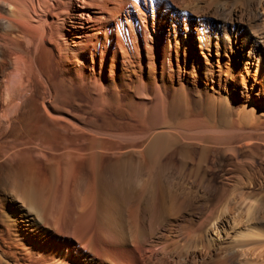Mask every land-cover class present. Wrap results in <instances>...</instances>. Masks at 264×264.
Returning a JSON list of instances; mask_svg holds the SVG:
<instances>
[{"label":"bare ground","instance_id":"1","mask_svg":"<svg viewBox=\"0 0 264 264\" xmlns=\"http://www.w3.org/2000/svg\"><path fill=\"white\" fill-rule=\"evenodd\" d=\"M239 257L264 264V0H0V264Z\"/></svg>","mask_w":264,"mask_h":264},{"label":"rangeland","instance_id":"2","mask_svg":"<svg viewBox=\"0 0 264 264\" xmlns=\"http://www.w3.org/2000/svg\"><path fill=\"white\" fill-rule=\"evenodd\" d=\"M212 236H214V235L212 234ZM237 260H242V263H241V264L245 263V261H246V260L244 261V258H241V259H240V257H239V258L236 259L235 264H238V263H239V261H237ZM243 261H244V262H243ZM247 261H249V260H247ZM246 263H247V262H246ZM246 263H245V264H246ZM248 263H249V262H248ZM250 264H251V263H250Z\"/></svg>","mask_w":264,"mask_h":264}]
</instances>
